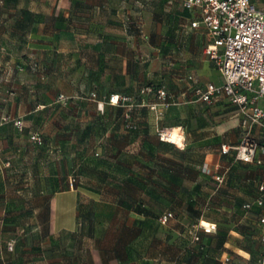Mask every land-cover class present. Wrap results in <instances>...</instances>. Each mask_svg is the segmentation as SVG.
Segmentation results:
<instances>
[{"label":"rangeland","instance_id":"obj_1","mask_svg":"<svg viewBox=\"0 0 264 264\" xmlns=\"http://www.w3.org/2000/svg\"><path fill=\"white\" fill-rule=\"evenodd\" d=\"M89 2L34 0L21 21L1 17L0 3V30L18 29L0 32V264H94L92 249L118 264H260L258 209L245 205L264 164L220 153L229 130L239 129L235 142L243 132L226 99L194 96L190 75L223 83L205 37L174 33L161 0ZM163 27L158 51L152 34ZM122 35L135 47L127 54L115 48ZM175 128L183 146L161 139ZM165 211L173 217L162 224ZM202 221L217 229L206 233Z\"/></svg>","mask_w":264,"mask_h":264},{"label":"built area","instance_id":"obj_2","mask_svg":"<svg viewBox=\"0 0 264 264\" xmlns=\"http://www.w3.org/2000/svg\"><path fill=\"white\" fill-rule=\"evenodd\" d=\"M183 8L193 13L191 28L206 32L209 42L204 55L218 69L223 83L196 82L194 76L188 79L194 83V96L200 102L213 104L226 99L235 106L239 115L242 136L235 143L221 144V155H233L237 161L247 164L264 162V9L255 0H182ZM145 91H152L147 88ZM157 96L165 99V89H158ZM114 97V96H113ZM127 99V98H125ZM119 103V96L113 101ZM173 130V129H172ZM171 130L161 133V139L170 142ZM262 141V142H261ZM172 143V142H170ZM202 172L210 175L218 185L225 175L204 162ZM261 195L255 200L264 206V181L259 185ZM251 203L245 205L251 208ZM173 213L166 212L160 222L166 224ZM262 226L261 241L264 244V210L259 217ZM211 233L217 229L214 222L199 224ZM197 237V226L190 233ZM261 264H264V251Z\"/></svg>","mask_w":264,"mask_h":264},{"label":"crops","instance_id":"obj_3","mask_svg":"<svg viewBox=\"0 0 264 264\" xmlns=\"http://www.w3.org/2000/svg\"><path fill=\"white\" fill-rule=\"evenodd\" d=\"M77 4L79 3L81 6L83 5H91L92 2H89V0H74ZM84 1L86 2L85 4ZM162 4H164L163 9L164 11L168 12L170 17H173V19L176 20V24H175V28L174 29V33L177 34H182L183 38L186 37V35H189L192 39L196 38V35L199 36H204L205 37V42L202 50L204 52L205 46L208 44L209 42V37L207 36L206 32L202 31V30H195L192 29L190 24H191V20L193 17V13H190V17H183L182 15H180V13L178 12L180 8H178V6H180V4L178 5V3L182 4V0H161ZM0 3L3 4L2 6V10L4 12H6V14H2L1 17H8V20H14L16 21V19H18V21H21V15L17 14V11L20 10H24L25 8L28 9L29 12H31L34 16V10L32 8H30V5L34 4V0H17L16 4H12L10 0H0ZM90 3V4H89ZM87 7V6H86ZM95 7L97 8V10L100 8L99 5H95ZM51 15V14H49ZM32 16V17H33ZM183 17V18H181ZM83 20V18H82ZM2 22H4V20H2ZM33 25L35 27H38V23H33ZM33 25L32 28L34 27ZM10 28H4L2 30H0L2 35H6L5 33L9 32V34H12V32H17L18 29L15 26V24L11 23ZM81 27L85 28V31L83 34H85V39L89 38V34L87 32V25H81ZM167 27H163V29H160L158 34H152L153 35V44H154V48H158V51H161L162 49H164L167 45L168 39H169V35L168 31H167ZM34 30V29H33ZM34 34V31H32L31 29V35ZM157 38L160 39L159 43H156ZM87 40V39H86ZM127 41L125 40V36L122 35V37L120 38V43L118 45V47L115 48H120L119 52L121 54H127L129 53L131 50H129V48H135L133 45V47L131 45H129L128 43H126ZM105 48V47H104ZM198 48H201V46H199ZM123 69H127L129 70L130 68H132V66H134L133 61H127L125 59H123ZM119 95V94H117ZM234 121H229L227 125H232ZM224 130V127H222ZM234 129V128H233ZM240 135V131L239 129H234V130H229L228 135L226 136V141L228 142H235L237 139V136ZM0 144H2V141L0 140ZM208 163V162H207ZM92 254V259L94 261V264H118V260L116 258H113V256L111 257H107L104 256L102 254V252L98 249H92L91 251ZM245 264H250V263H245Z\"/></svg>","mask_w":264,"mask_h":264},{"label":"trees","instance_id":"obj_4","mask_svg":"<svg viewBox=\"0 0 264 264\" xmlns=\"http://www.w3.org/2000/svg\"><path fill=\"white\" fill-rule=\"evenodd\" d=\"M185 10V9H184ZM190 13V12H189ZM148 88H151V87H148ZM152 89V88H151ZM158 91V90H157ZM156 91V92H157ZM124 96V95H123ZM124 98H128V96H124V97H122L121 98V102L124 100ZM129 99V98H128ZM201 103H203V102H201ZM204 104H206V103H204ZM120 106H122V104H119ZM224 156H227V155H224ZM240 162V161H239ZM204 164V163H203ZM203 164H202V166H203ZM264 164V162L262 163V164H259V165H263ZM202 166H201V169H202ZM261 182H263V181H261ZM261 182H259V184L257 185V195H256V197H255V200L261 195V193H260V191H259V185H260V183ZM255 200H254V202H255ZM252 203V205H251V207H256L257 209H258V224L260 225V223H259V217H260V215H261V213H262V211L264 210V206L263 207H259V206H257L255 203ZM166 212H171V213H173L172 211H165V212H163L161 215H160V217L164 214V213H166ZM261 226V225H260ZM262 227V226H261ZM197 237H198V240H196V241H199L200 240V235L197 233ZM260 242H261V244H262V246H263V249H264V244H263V242L261 241V238H260ZM191 253H193V250H191ZM93 263H94V261H93ZM260 264H261V262H260Z\"/></svg>","mask_w":264,"mask_h":264},{"label":"bare ground","instance_id":"obj_5","mask_svg":"<svg viewBox=\"0 0 264 264\" xmlns=\"http://www.w3.org/2000/svg\"><path fill=\"white\" fill-rule=\"evenodd\" d=\"M169 138H171L169 141L174 144H178L180 146H183L184 144V140H183L184 137L177 128L171 130Z\"/></svg>","mask_w":264,"mask_h":264}]
</instances>
